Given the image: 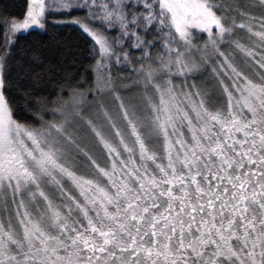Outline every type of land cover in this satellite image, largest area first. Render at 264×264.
Returning <instances> with one entry per match:
<instances>
[{"label": "snow or ice", "instance_id": "1", "mask_svg": "<svg viewBox=\"0 0 264 264\" xmlns=\"http://www.w3.org/2000/svg\"><path fill=\"white\" fill-rule=\"evenodd\" d=\"M57 10H82L68 26L94 82L19 106L16 80L45 64L19 41ZM0 264H264V0L0 17Z\"/></svg>", "mask_w": 264, "mask_h": 264}, {"label": "trees", "instance_id": "2", "mask_svg": "<svg viewBox=\"0 0 264 264\" xmlns=\"http://www.w3.org/2000/svg\"><path fill=\"white\" fill-rule=\"evenodd\" d=\"M29 4L30 0H0V17L13 16L23 19ZM82 15V10H75L71 14L51 12L47 15L44 29H34L22 34L18 50L30 49L37 41H42L45 50V64L42 69H36L41 72V78L37 79L29 74L20 75L16 80L13 95L24 97L17 100L19 106H23L27 99L25 90L28 93L40 90L42 94L48 96L55 91L57 84L62 83L66 76L72 82H75L78 77H82L83 82L88 84L94 82L91 70H86L91 58L87 54L79 29L75 26H68L69 23H64L72 16Z\"/></svg>", "mask_w": 264, "mask_h": 264}, {"label": "rangeland", "instance_id": "3", "mask_svg": "<svg viewBox=\"0 0 264 264\" xmlns=\"http://www.w3.org/2000/svg\"><path fill=\"white\" fill-rule=\"evenodd\" d=\"M48 2H50V0H46V3H48ZM256 11H258V10H256ZM53 13H60L61 11H52ZM47 15H48V13L46 12V18H47ZM64 23H70V20L69 21H64ZM36 29H39V28H36ZM30 30H33V29H30ZM29 30V31H30ZM27 33V32H26ZM84 223L86 224V220L84 221Z\"/></svg>", "mask_w": 264, "mask_h": 264}]
</instances>
